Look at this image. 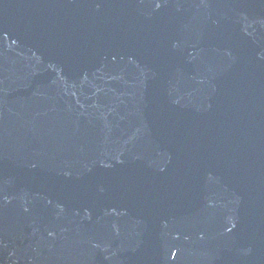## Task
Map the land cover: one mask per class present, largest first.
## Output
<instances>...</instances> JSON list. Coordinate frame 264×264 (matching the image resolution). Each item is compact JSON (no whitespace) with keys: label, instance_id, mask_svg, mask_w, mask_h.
Here are the masks:
<instances>
[{"label":"water","instance_id":"95a60500","mask_svg":"<svg viewBox=\"0 0 264 264\" xmlns=\"http://www.w3.org/2000/svg\"><path fill=\"white\" fill-rule=\"evenodd\" d=\"M0 264H264V0H0Z\"/></svg>","mask_w":264,"mask_h":264}]
</instances>
